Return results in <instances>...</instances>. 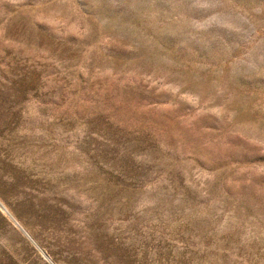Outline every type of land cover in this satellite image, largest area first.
Wrapping results in <instances>:
<instances>
[{
	"label": "rangeland",
	"instance_id": "rangeland-1",
	"mask_svg": "<svg viewBox=\"0 0 264 264\" xmlns=\"http://www.w3.org/2000/svg\"><path fill=\"white\" fill-rule=\"evenodd\" d=\"M0 264H264V0H0Z\"/></svg>",
	"mask_w": 264,
	"mask_h": 264
}]
</instances>
